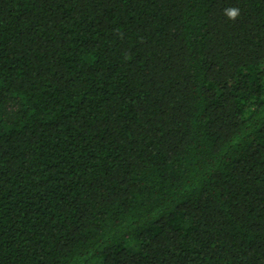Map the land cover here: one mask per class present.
Masks as SVG:
<instances>
[{
  "label": "trees",
  "instance_id": "16d2710c",
  "mask_svg": "<svg viewBox=\"0 0 264 264\" xmlns=\"http://www.w3.org/2000/svg\"><path fill=\"white\" fill-rule=\"evenodd\" d=\"M0 264H264V0H0Z\"/></svg>",
  "mask_w": 264,
  "mask_h": 264
},
{
  "label": "clouds",
  "instance_id": "9594fccd",
  "mask_svg": "<svg viewBox=\"0 0 264 264\" xmlns=\"http://www.w3.org/2000/svg\"><path fill=\"white\" fill-rule=\"evenodd\" d=\"M240 14V9L236 7H230L224 10V15L229 20H235Z\"/></svg>",
  "mask_w": 264,
  "mask_h": 264
}]
</instances>
